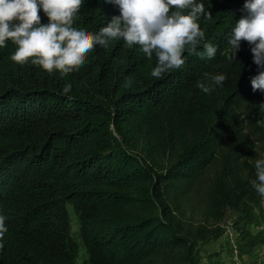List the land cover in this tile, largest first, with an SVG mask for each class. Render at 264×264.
<instances>
[{
    "label": "trees",
    "instance_id": "trees-1",
    "mask_svg": "<svg viewBox=\"0 0 264 264\" xmlns=\"http://www.w3.org/2000/svg\"><path fill=\"white\" fill-rule=\"evenodd\" d=\"M197 2L212 15L198 21L204 40L161 79L155 55L123 40L94 46L67 75L13 62L11 41L0 47V264H74L67 203L89 264H199L197 242L222 233L225 208L249 214L261 201L251 182L264 91L251 79L264 67L247 42L234 56L228 43L245 0ZM114 15L118 5L84 0L72 26L96 33ZM205 43L214 58L199 55ZM206 73L225 76L210 93L197 87Z\"/></svg>",
    "mask_w": 264,
    "mask_h": 264
},
{
    "label": "clouds",
    "instance_id": "clouds-1",
    "mask_svg": "<svg viewBox=\"0 0 264 264\" xmlns=\"http://www.w3.org/2000/svg\"><path fill=\"white\" fill-rule=\"evenodd\" d=\"M84 0H0V47L6 41L16 45L10 59L24 65L31 62L48 73L58 70L67 75L84 65L86 55L94 46L107 47L112 40H123L129 48L138 45L142 53L151 60L156 57V66L151 76L161 79L164 74L180 69L184 53L197 54V47L204 40L205 33L198 21L201 17L211 18L203 3L197 0H105L118 5L120 15L112 16L107 26L99 32L88 33L74 28L73 17L82 7ZM41 9L48 17V23H41ZM242 16L232 29L228 43L233 56L242 42L251 45L253 62L264 67V0H245ZM18 21V22H17ZM201 58L212 59L217 48L211 43L203 45ZM210 83L197 82L204 93H210L214 86L222 85L224 75L205 74ZM132 81L125 82V87ZM253 91H264V71L251 79ZM71 91L65 85L63 93ZM264 106V104H261ZM256 179L252 187L264 197V158L255 161ZM6 217L0 215V249L3 237L8 231Z\"/></svg>",
    "mask_w": 264,
    "mask_h": 264
},
{
    "label": "rangeland",
    "instance_id": "rangeland-1",
    "mask_svg": "<svg viewBox=\"0 0 264 264\" xmlns=\"http://www.w3.org/2000/svg\"><path fill=\"white\" fill-rule=\"evenodd\" d=\"M70 235L77 243L74 264H89L88 251L79 233V220L70 203ZM200 216L199 212L195 213ZM222 233L198 240L199 264H264V197L249 214L227 207L220 219Z\"/></svg>",
    "mask_w": 264,
    "mask_h": 264
}]
</instances>
